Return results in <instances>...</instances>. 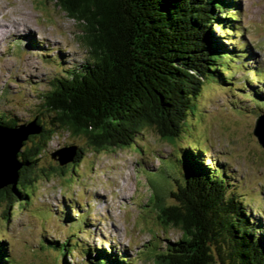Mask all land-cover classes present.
I'll return each mask as SVG.
<instances>
[{"label":"rangeland","instance_id":"rangeland-1","mask_svg":"<svg viewBox=\"0 0 264 264\" xmlns=\"http://www.w3.org/2000/svg\"><path fill=\"white\" fill-rule=\"evenodd\" d=\"M234 3L229 12L235 21H223L234 31L211 26L218 41L234 51L219 61L227 77L207 80L174 142L152 127L143 128L126 147L100 151L68 131L53 135L30 175L35 180L28 195L9 208L0 203V239L9 264H62L65 252L70 264H117V253L130 264H157L155 254L181 236L179 229L162 226L154 208L166 187L175 188L170 178L183 156L181 146L204 151L202 158L223 172L227 192L242 201L264 235V147L252 132L256 117L264 114V0ZM78 30L50 0H0V112L5 119L20 124L37 113L48 123L38 114L42 93L53 78L88 56ZM69 144H78L83 153L78 162L60 167L50 152ZM172 201L166 194L164 202ZM45 239L65 245L54 249Z\"/></svg>","mask_w":264,"mask_h":264},{"label":"trees","instance_id":"trees-1","mask_svg":"<svg viewBox=\"0 0 264 264\" xmlns=\"http://www.w3.org/2000/svg\"><path fill=\"white\" fill-rule=\"evenodd\" d=\"M50 1L77 23L88 56L53 78L42 93L38 114L48 117V123L37 113L31 119L39 131L22 143L15 183L0 188V203L7 202L8 208L28 195L35 180L30 175L58 130L83 137L94 151L126 147L145 127L174 142L207 80L227 77L220 58L234 52L211 29L212 24L225 28V19L235 21L229 12L234 0ZM228 25L227 31H234ZM15 125L16 119L0 112V126ZM75 145L71 164L83 153ZM181 152L170 178L175 188L166 187L154 206L162 226L179 229L181 236L167 241L155 254L156 263L264 264V235L242 201L227 192L223 172L215 163L207 164L202 150L181 146ZM166 194L172 202H164ZM45 240L54 249L65 245ZM101 250L111 255L107 248ZM65 253L62 264H70ZM9 262L6 242L0 239V264ZM116 263L130 264L119 253Z\"/></svg>","mask_w":264,"mask_h":264},{"label":"water","instance_id":"water-1","mask_svg":"<svg viewBox=\"0 0 264 264\" xmlns=\"http://www.w3.org/2000/svg\"><path fill=\"white\" fill-rule=\"evenodd\" d=\"M38 131L34 119L15 126H0V188L15 183L21 166L18 152L27 136ZM252 132L258 143L264 147V114L256 117ZM77 148V145L69 144L50 152V156L62 166L73 160Z\"/></svg>","mask_w":264,"mask_h":264}]
</instances>
